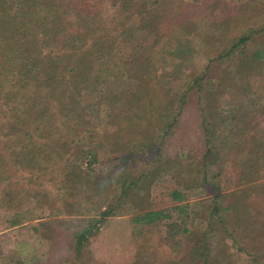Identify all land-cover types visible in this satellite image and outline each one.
<instances>
[{"label": "trees", "instance_id": "obj_1", "mask_svg": "<svg viewBox=\"0 0 264 264\" xmlns=\"http://www.w3.org/2000/svg\"><path fill=\"white\" fill-rule=\"evenodd\" d=\"M140 1L143 4L149 0H0V209L18 210L31 197L45 196V189L28 187L25 182L35 176L37 183L52 178L50 175L55 173L54 176L62 177L61 187L67 196L63 201V206H68L66 212L79 216L74 219L80 225L75 230L74 244H71L78 259L76 263L81 264L86 259L83 264H91L88 256L84 258L89 253L87 245L91 236L99 232L102 223L122 206L123 201L133 200L132 205L140 211L132 216L133 224L165 221L160 245L173 251L187 246V264H217V256L212 253L213 243L206 237V232L196 225L188 227L184 218L173 216L172 209H177L179 216L188 209L187 203H180L184 200L183 192L178 189L172 192L171 200L177 205L168 209L150 208L151 204L145 201L149 185L169 170L167 161L162 158L165 136L175 127L178 129L181 116L191 103L201 105L199 125L206 134L204 143L207 145L202 164L219 159L220 152L214 144L216 132L222 125L206 121L207 107L203 104L208 105L206 103L212 97L208 93L204 95L198 77L180 89L177 87L172 95L158 85L155 78L159 75V66L153 53L162 35L175 22L204 43L203 52L209 60L203 75L211 77L217 91L236 85L238 78H246V84L252 80L260 86L264 64L260 62L262 50L250 52L253 43L246 30L230 47L219 51L226 45H219L226 29H219L215 13L219 8L223 11L225 7L233 8L234 15L229 18L238 30L251 27L261 18V13H256L255 5L254 9H249L237 6L236 2L233 5L220 0H202L200 3L175 0L172 10H167L168 0H151L150 3L155 5L148 9L140 6ZM107 2L114 8L111 17L104 16ZM209 15L212 18L208 19L206 27L199 29L200 22L205 16L210 18ZM154 17L157 23L151 31L146 22ZM134 18L138 21L132 24ZM136 31L142 33L136 35ZM130 42L133 43L132 52L121 53L120 48ZM140 48L149 53L144 55ZM104 73L117 79L126 74L135 84L130 89L114 90L99 98L111 128V152L117 156L110 160L105 178L97 179L92 176L93 160L96 159L92 151L77 149L72 143L91 119L82 94L89 90L93 78ZM204 100L208 101L204 103ZM175 107L179 108L177 112H174ZM243 109L231 104L223 110L226 113L222 122H235L230 130L234 133L232 139L252 126L249 123L252 115L248 113L254 110ZM239 143L249 145V151L255 154L254 158L238 163L244 168L242 182L254 180L261 166L257 163L264 160V132ZM150 148L155 151L144 160L147 155L143 150L149 154ZM82 154H86L87 165L83 158L77 157ZM75 157L78 160H74ZM187 167H191L190 164ZM262 168L264 170V166ZM22 172H27L29 177H23ZM249 176L253 178L249 179ZM181 180L178 182L187 188L188 180ZM247 190L244 187L234 191L231 198L235 201L225 207L230 210V217L242 225L241 232L245 235L251 228L258 227L257 221H251L255 218L251 209L259 206L255 202L251 204L250 195L241 197ZM218 196L216 194L215 198ZM217 207L214 206L215 213ZM138 247L133 264H152L157 251L147 249L144 241ZM144 258L147 261L142 260ZM181 261L162 264H179Z\"/></svg>", "mask_w": 264, "mask_h": 264}, {"label": "rangeland", "instance_id": "obj_2", "mask_svg": "<svg viewBox=\"0 0 264 264\" xmlns=\"http://www.w3.org/2000/svg\"><path fill=\"white\" fill-rule=\"evenodd\" d=\"M150 1H145L143 4L140 1V6L145 9L154 6L155 4ZM201 1L182 0L181 2L200 3ZM220 1L232 4L236 2L237 6H246L249 9H254L253 5H255V11L261 13V18L253 22L251 27L238 30L231 25L229 18L234 15V9L225 7L223 11L219 8L215 13V18L218 20L217 25H220L219 29L222 31L226 29L219 42V45L222 43L226 45L221 46L219 51L224 47H230L244 31L249 30L253 43L250 52L262 50L263 57L260 62L264 63V0ZM174 2L175 0H168L167 10L175 8ZM104 13L106 17H111L114 13V8L108 2ZM209 17H204L199 29L206 27L208 19L212 16L209 15ZM137 21L138 19L134 18L132 24ZM156 23V17L148 18L146 25L152 31ZM141 33L142 31H136V35ZM132 46L133 43L130 42L127 46L121 47L120 52L130 53ZM203 46L204 43L197 36L186 33L175 22L171 23L170 29L162 35L154 49L153 58L159 66V75L155 80L158 85L168 91L169 95H172L177 87L180 89L185 84L191 83L193 78L198 77V83L202 85L204 95L208 93L211 99L216 98L213 101L210 99L209 103H206L208 105H203L207 107L206 121L214 122L215 125L222 124L216 132V144H214L218 147L221 158L218 157L219 159L202 164V155L207 145L204 143L206 134L199 125L202 116L199 114L201 105L191 103L181 116L178 129L175 127L171 134L165 136L162 158L167 161L169 170L156 177L149 185L148 193H145L147 196L145 201L149 202L151 204L149 207L154 209L176 207L177 204L171 199L172 192L178 189L184 194V200L180 203H187L188 209L180 216L177 209H172L173 216L184 218L188 227L196 225L201 231L206 232V237L213 243L212 253L217 256H215L217 264H264V227H261L264 223V191H262L264 190V170L262 168L264 160L258 161L257 164L261 165L258 167L259 174L250 181L242 182L244 168L241 164L238 165L246 158L251 159L255 156L253 151H249L251 149L249 145L244 146L239 142L252 140L262 131L264 132V64L262 66L263 77L260 76L263 81L259 79L260 86H257V82H251L252 80L246 84V78H238L236 85L217 91L211 77L203 75L209 60L203 52ZM140 50L144 52V55L149 53V50L145 51V48H140ZM250 52L248 54H252ZM240 75L244 74L240 73ZM134 84L135 81L126 74L123 78L117 79L114 75L105 76L104 73L101 77L93 78L89 90H85L82 94L83 104L90 112L91 119L75 137L76 140L72 145L77 149L92 151V155L96 157L93 160L92 176L97 179L105 178L110 160L117 156V153L111 152L110 143L113 141L110 135L111 128L107 125L105 106L99 103V98L114 90L130 89ZM205 101L208 100H204V103ZM231 104H237L238 108H245L243 110H254L248 113L252 115L249 120L252 126L246 131H240L233 139L232 134L234 133L230 130L235 122H225V120L222 122L221 120L226 113L223 110ZM178 109L175 107L174 112ZM242 127L241 124L240 128ZM160 134L163 135L162 131ZM150 149L149 154L143 150V154L147 155L144 160L152 156L150 153L155 151L154 148ZM77 157L83 158L84 165H87L86 154ZM74 160L78 158L75 157ZM187 164L191 167L188 168ZM203 165L205 168L202 167ZM185 168L188 170L180 173ZM189 171L190 173H187ZM192 171L195 172L191 173ZM21 174L25 175L23 177H27L26 175L29 177L27 172ZM54 175L55 173L50 175L52 178L39 180L38 184L34 181L35 176L25 182L28 187L45 189L47 191L45 196L31 197L29 201L27 200V204L18 210L0 209V264H78L75 262L78 259L75 258L71 244H74L75 230L80 225V222L74 219L79 216L76 214L72 216L66 212L68 206H63V201L67 199L65 198L67 196H64V188L61 187L62 177ZM204 176L205 182H203ZM177 178L178 180L182 178L181 181L188 180V187H182ZM250 178L253 176H249ZM112 183L115 185L116 181L113 180ZM244 187L248 190L245 194L242 193L241 197L250 195L251 201L253 200L251 204L255 202L259 205L251 209V215L255 217L251 221H257L255 224L258 227L251 228V232L247 235L241 232L242 225L237 224L230 217V210L225 209L235 201L231 198L232 193ZM216 194L220 195L217 199ZM68 197L72 199L69 195ZM132 201H123L122 206L115 209L107 221L102 223L99 232L91 236L87 245L89 253H86L84 258L88 256L91 264H133L137 258L138 245L144 241L147 249L157 251V257H154L152 264L181 259L179 264H187V249H185L187 246L173 251L170 247L160 245L159 239L164 233L165 221L161 220L155 224H133L132 216L140 211L132 205ZM214 206L218 208L216 213ZM62 218L63 222L60 221ZM255 235L258 237L257 240L252 237ZM186 243L189 242L186 241ZM142 260L147 261L146 258ZM85 261L86 259L81 264Z\"/></svg>", "mask_w": 264, "mask_h": 264}]
</instances>
